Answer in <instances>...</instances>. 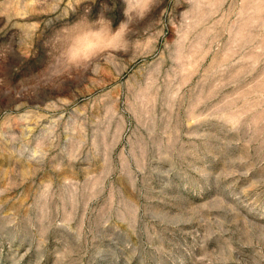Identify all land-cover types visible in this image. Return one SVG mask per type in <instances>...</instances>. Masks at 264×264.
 Returning <instances> with one entry per match:
<instances>
[{"label":"rangeland","instance_id":"374dc122","mask_svg":"<svg viewBox=\"0 0 264 264\" xmlns=\"http://www.w3.org/2000/svg\"><path fill=\"white\" fill-rule=\"evenodd\" d=\"M125 7L0 0V264H264V0Z\"/></svg>","mask_w":264,"mask_h":264},{"label":"clouds","instance_id":"9594fccd","mask_svg":"<svg viewBox=\"0 0 264 264\" xmlns=\"http://www.w3.org/2000/svg\"><path fill=\"white\" fill-rule=\"evenodd\" d=\"M149 7V0H126L124 15L132 18L135 11L142 17ZM127 21H121L113 30L111 20L100 15L95 20L84 17L77 25L66 30L61 56L68 65H80L108 49H123L126 46Z\"/></svg>","mask_w":264,"mask_h":264}]
</instances>
